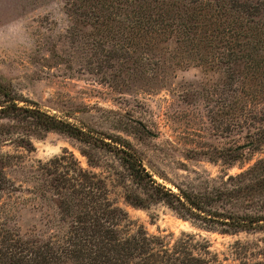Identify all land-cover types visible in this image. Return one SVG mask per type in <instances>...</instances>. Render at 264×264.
<instances>
[{
  "label": "rangeland",
  "instance_id": "obj_1",
  "mask_svg": "<svg viewBox=\"0 0 264 264\" xmlns=\"http://www.w3.org/2000/svg\"><path fill=\"white\" fill-rule=\"evenodd\" d=\"M128 11L110 0H0V85L19 105L33 102L104 142L126 140L152 177L172 191L206 194L238 184L228 177L264 158V92L257 95L250 86L241 93L236 80L227 85L217 53L190 49L169 31L136 30ZM0 123L8 128L12 121ZM15 131L10 138L22 133ZM8 137L0 133V153L10 155L0 169L11 185L0 191V223L23 238L65 235L68 224L51 199L52 176L45 170H54L51 161L67 150L105 181L109 199L148 233L191 235L199 253L217 263L264 261V228L222 232L181 218L162 202L130 205L124 194L138 189L100 141L85 145L47 131L30 134L32 146L25 148ZM257 137L260 143L253 142ZM215 206L264 213L240 202Z\"/></svg>",
  "mask_w": 264,
  "mask_h": 264
},
{
  "label": "trees",
  "instance_id": "obj_2",
  "mask_svg": "<svg viewBox=\"0 0 264 264\" xmlns=\"http://www.w3.org/2000/svg\"><path fill=\"white\" fill-rule=\"evenodd\" d=\"M110 1L129 8L126 16L134 23L132 27L137 26L136 30L146 34L169 31L181 37L190 49L217 53L227 85L236 80L242 86L241 93L250 86L255 94L264 92V0ZM0 95L3 98L0 119L12 121L7 125L9 130L0 123V133L9 136L5 140L29 148L32 146L30 134L57 131L85 145L97 146L98 141L102 142L101 145H107L117 156L138 189V192H125L124 199L130 205L146 208L162 202L179 217L220 226L222 232L264 228V213L223 212L215 206L240 202L246 207L255 205L264 210V158L246 171L229 176L228 179H240L231 187L206 194L180 188L175 192L152 177L126 140L115 137L114 144L104 142L89 131L48 114L33 102L19 105L2 85ZM17 129L22 133L15 139L10 138L13 133L19 134ZM257 138L253 142L260 143L262 140ZM80 152L94 165L85 148ZM9 156L0 153V167ZM51 162L54 170H45L52 176L51 199L60 219L67 222V231L60 239L38 241L23 238L0 223V264H222L199 253L191 235L173 239L172 234L148 233L125 209L109 199L105 181L82 169L67 150ZM2 168L0 191L4 192L11 185L4 182ZM253 264H264V261Z\"/></svg>",
  "mask_w": 264,
  "mask_h": 264
}]
</instances>
